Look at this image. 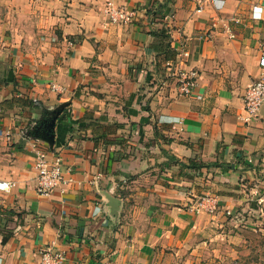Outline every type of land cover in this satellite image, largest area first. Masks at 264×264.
I'll use <instances>...</instances> for the list:
<instances>
[{"label":"crops","instance_id":"0c3cea01","mask_svg":"<svg viewBox=\"0 0 264 264\" xmlns=\"http://www.w3.org/2000/svg\"><path fill=\"white\" fill-rule=\"evenodd\" d=\"M109 1L133 22L109 23ZM217 1L0 0V264L52 244L63 264H172L260 223L244 212L264 215V107L245 122L242 100L264 0ZM172 68L197 72L189 97ZM37 150L69 181L49 196ZM205 195L216 211L192 213Z\"/></svg>","mask_w":264,"mask_h":264},{"label":"built area","instance_id":"2783aa9c","mask_svg":"<svg viewBox=\"0 0 264 264\" xmlns=\"http://www.w3.org/2000/svg\"><path fill=\"white\" fill-rule=\"evenodd\" d=\"M212 4L215 9H220L222 6V2L217 0H212ZM102 14L111 24L127 25L134 20L133 12L124 7H118L111 1L103 6ZM253 17L259 19L261 16L253 14ZM171 66L167 62L166 67L170 69ZM172 70L179 95L189 97L197 84V72L193 69L182 68H172ZM51 89L57 90V86L52 85ZM242 101L245 113L244 121L249 122L254 120L260 109L264 107V75L247 87ZM34 168L37 172L36 191L40 196H49L54 190L63 189L69 182L64 176L60 160L57 158L49 162L45 154L39 150L36 151ZM11 187V183L0 181V191H8ZM217 203L216 198L205 195L190 207V211L194 214H213L216 211ZM227 215H229L228 212ZM64 261V253L56 249L55 244L45 247L40 253V264H63Z\"/></svg>","mask_w":264,"mask_h":264},{"label":"rangeland","instance_id":"374dc122","mask_svg":"<svg viewBox=\"0 0 264 264\" xmlns=\"http://www.w3.org/2000/svg\"><path fill=\"white\" fill-rule=\"evenodd\" d=\"M244 216L259 219L260 223L246 224L247 227L231 233L230 237L217 238L213 248L209 243L202 244L192 254L190 251L172 264H264V215L252 209L244 212ZM219 232L224 235L221 230Z\"/></svg>","mask_w":264,"mask_h":264}]
</instances>
